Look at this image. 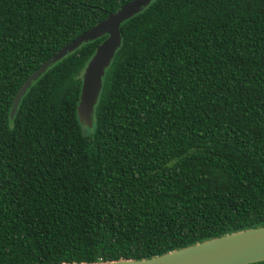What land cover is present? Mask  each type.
I'll use <instances>...</instances> for the list:
<instances>
[{
  "label": "trees",
  "instance_id": "16d2710c",
  "mask_svg": "<svg viewBox=\"0 0 264 264\" xmlns=\"http://www.w3.org/2000/svg\"><path fill=\"white\" fill-rule=\"evenodd\" d=\"M129 1L0 0V264L137 261L264 226V0H151L119 27L91 128L76 106L105 36L9 117Z\"/></svg>",
  "mask_w": 264,
  "mask_h": 264
},
{
  "label": "water",
  "instance_id": "95a60500",
  "mask_svg": "<svg viewBox=\"0 0 264 264\" xmlns=\"http://www.w3.org/2000/svg\"><path fill=\"white\" fill-rule=\"evenodd\" d=\"M151 0H131L115 12L61 47L54 55L30 74L18 88L9 117L12 118L21 97L46 69L71 54L81 44L105 38L96 46L81 75V86L76 106V118L86 128L92 127L93 109L101 89V79L114 53L120 46V25L140 13ZM264 262V226L246 229L142 260H117L93 263L60 264H256Z\"/></svg>",
  "mask_w": 264,
  "mask_h": 264
},
{
  "label": "rangeland",
  "instance_id": "374dc122",
  "mask_svg": "<svg viewBox=\"0 0 264 264\" xmlns=\"http://www.w3.org/2000/svg\"><path fill=\"white\" fill-rule=\"evenodd\" d=\"M83 134H85V131H83Z\"/></svg>",
  "mask_w": 264,
  "mask_h": 264
}]
</instances>
